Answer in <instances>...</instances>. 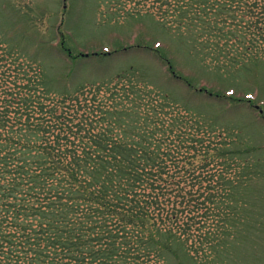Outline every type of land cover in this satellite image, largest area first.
Segmentation results:
<instances>
[{
  "label": "rangeland",
  "instance_id": "1",
  "mask_svg": "<svg viewBox=\"0 0 264 264\" xmlns=\"http://www.w3.org/2000/svg\"><path fill=\"white\" fill-rule=\"evenodd\" d=\"M178 3L0 0V50L8 51L0 55L9 62L14 56L16 73H38L47 85L52 79L49 89L56 94L116 93L126 123L140 125L148 116L163 129L169 125L160 113L169 112L210 132L192 141L189 154L202 168L193 176L200 179L186 183L204 196L196 199L199 205L178 203L177 212L182 206L196 210L177 213L172 223L188 243H174L176 255L165 262L264 264V9L232 22L233 14L196 15L193 6L180 10ZM210 16L214 23L199 25V18ZM222 149L236 154L224 157ZM201 153L219 157L211 166L217 176L234 168L231 194L217 179L202 184L212 173ZM219 191L217 203L207 201Z\"/></svg>",
  "mask_w": 264,
  "mask_h": 264
},
{
  "label": "trees",
  "instance_id": "2",
  "mask_svg": "<svg viewBox=\"0 0 264 264\" xmlns=\"http://www.w3.org/2000/svg\"><path fill=\"white\" fill-rule=\"evenodd\" d=\"M178 1L180 10L190 4L196 15L233 14L232 22L264 9V0ZM199 19L201 26L215 22L213 16ZM2 56L0 264H166L176 255L174 243H188L182 227L172 223L177 225L178 214L196 210L182 206L177 212L176 205L187 200L199 205L204 196L186 183L202 168L189 154L192 141L210 132L169 112L160 113L169 125L163 129L148 116L140 125L126 123L115 105L121 102L116 93L56 94L49 89L52 79L48 87L38 73H16L14 56L10 62ZM206 156L212 174L202 184L217 179L231 194L234 182L228 178L234 168L217 176L211 166L219 157L200 155ZM220 193L207 201L217 203ZM160 221L170 230L159 227Z\"/></svg>",
  "mask_w": 264,
  "mask_h": 264
}]
</instances>
